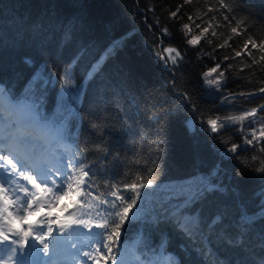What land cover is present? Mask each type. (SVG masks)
I'll return each mask as SVG.
<instances>
[{
    "label": "trees",
    "instance_id": "1",
    "mask_svg": "<svg viewBox=\"0 0 264 264\" xmlns=\"http://www.w3.org/2000/svg\"><path fill=\"white\" fill-rule=\"evenodd\" d=\"M224 2L231 12L221 8V0H0V84L15 99H23L29 80L46 69L53 84L41 98V110L51 117L58 111V77L69 62L77 61L81 91L74 107L72 99L65 101L75 114L66 115L69 151L63 153L67 157L77 147L87 149L101 193L108 191L105 181L130 182L137 173L148 175L146 169H157L151 175L159 187L142 209L144 219L121 241L142 237L144 246L159 255L162 232L166 233V254L176 257L178 264L264 261V218L259 215L264 179L253 171L264 160V153H259L264 139L257 136L259 143L233 154L227 149L231 143H244L251 118L217 133L208 131L206 124L208 119L223 121L264 105L259 91L264 88V50L259 48L264 40V0ZM225 15L235 17L231 24ZM237 21H244L239 35L231 31ZM249 37L257 48H245ZM194 38L199 42L189 44ZM110 44L113 48L97 66L98 73L86 78ZM167 48L180 52L175 64L167 59ZM217 65L207 79L219 77V88L206 84L204 76ZM257 116L264 117V112ZM260 125L253 123L252 128L258 131ZM209 179L217 190L194 202L191 211L205 221L223 214L232 225L228 235L206 229L202 237L189 239L171 225L151 222L174 190L187 192L189 186L194 189ZM245 215L254 223L240 228L238 221ZM237 231L242 235L236 236ZM230 236L235 243L229 242Z\"/></svg>",
    "mask_w": 264,
    "mask_h": 264
},
{
    "label": "snow or ice",
    "instance_id": "2",
    "mask_svg": "<svg viewBox=\"0 0 264 264\" xmlns=\"http://www.w3.org/2000/svg\"><path fill=\"white\" fill-rule=\"evenodd\" d=\"M220 6L232 11L224 0H221ZM176 14L172 12L171 16L175 17ZM234 19V16L232 20L224 16L229 24ZM241 23L244 21H237V27H232L231 31L239 35ZM183 27L189 26L185 24ZM164 31L166 33L167 29ZM198 42L199 38L188 41L189 44ZM248 44L252 48L258 47L256 40L251 37L245 41V48ZM259 48L264 50V40L260 41ZM164 52L169 54L167 59L173 64L181 55L174 48L164 49ZM236 55L241 53L236 52ZM76 62L75 59L69 62L58 77V111L51 117L41 110V98L49 85L53 84V77L46 69L37 72L29 80L23 99H15L11 90L0 84V264H178L176 257L166 254V245L170 244L166 233L162 232L163 250L159 255L157 250L144 246L142 237L131 245L121 241L122 235L127 239V232L134 223L144 219L142 209L159 187L157 178L151 175L157 169H146L148 175L137 173L130 182L109 184L105 181L104 187L108 191L101 193L97 192L100 185L95 179L97 173L92 171V165L87 162L86 148L77 147L67 157L56 152L55 146H60L64 152L69 151L65 144V119L66 115L75 113L73 108L65 107V101L72 99L74 107L80 96L81 89L76 82ZM100 62L91 65L95 71L90 70L86 78L98 73L97 65ZM25 63L30 61L25 60ZM217 68L219 65L204 73V76L206 84H214L219 88V77L207 79ZM223 75L220 72L219 76ZM259 91L264 93V88ZM258 111L264 112V105L244 111L239 116L227 117L219 124L217 119H208L207 130L217 133L251 118L247 125L252 129L249 134L251 138L245 135L242 145L231 143L227 149L233 154L238 149L247 150L254 141L260 142L256 129L252 128L253 123H261L259 137L264 139V117H258ZM91 127L96 129L98 125L93 123ZM243 127L241 124L242 130ZM259 153H264V147H260ZM252 159L258 160V156ZM259 164L253 171L264 179V160H259ZM215 190L214 183L198 185L194 189L189 186L187 192L183 188L174 190L169 194L163 209L154 213L155 219L151 222L157 226L171 225L181 236L189 239L202 237L206 229L217 234L223 231L228 235L232 225L227 224L223 214L205 221L202 215L191 211L194 202L206 198L208 193ZM73 196L77 199L72 207H78V212H69L68 205L61 206L59 203ZM53 209L68 212V215L62 218ZM259 215L264 218V205H261ZM30 217L38 219L31 220ZM253 223L252 217L245 215L238 221V226L243 228ZM235 235L240 236L242 233L237 231ZM229 242L235 243V240L230 236ZM130 248L139 251L133 252L131 258L127 259L126 253Z\"/></svg>",
    "mask_w": 264,
    "mask_h": 264
},
{
    "label": "rangeland",
    "instance_id": "3",
    "mask_svg": "<svg viewBox=\"0 0 264 264\" xmlns=\"http://www.w3.org/2000/svg\"><path fill=\"white\" fill-rule=\"evenodd\" d=\"M113 48V44H110L109 46H107L104 50H103V52H102V54L98 57V58H96L95 59V61L93 62V64H96L97 63V61H102L101 60V58L102 57H104L111 49ZM92 64V65H93ZM98 66V65H97ZM94 71L95 69H91V67H90V69H89V71ZM88 71V72H89ZM88 76V73H87V75H86V77ZM218 120V119H217ZM221 121H219L218 120V124L220 123ZM252 129L250 128L249 129V131H251ZM260 130H261V125L259 126V129H258V131H256L257 132V136H259V132H260ZM55 150H56V152L58 153V154H60V155H64V154H62L61 152H60V149H59V147L58 146H55ZM206 183H214L213 182V180L212 179H209V180H207V182ZM205 183V184H206ZM215 184V183H214ZM216 185V184H215ZM217 186V185H216ZM77 199V197H75V196H73V197H71V198H65V199H63V200H61L59 203H60V205L61 206H64V205H68L69 206V208H68V211L69 212H73V211H76V209L77 208H73L72 207V204H73V202L75 201ZM53 211H54V213H56V214H59V215H61V217L63 218L64 216H67L68 215V212H64V211H61L60 209H53ZM77 212V211H76ZM34 217H30V219H33ZM133 242H125V244H128V245H131ZM124 249H121V251H123ZM133 252H136V249H129V251L126 253V258L127 259H130L131 258V256H132V253ZM86 259V258H85Z\"/></svg>",
    "mask_w": 264,
    "mask_h": 264
},
{
    "label": "water",
    "instance_id": "4",
    "mask_svg": "<svg viewBox=\"0 0 264 264\" xmlns=\"http://www.w3.org/2000/svg\"><path fill=\"white\" fill-rule=\"evenodd\" d=\"M166 65H167V62H165L164 66H166ZM192 122H193V119L191 118V119L189 120L188 124L191 125ZM216 187H217V186H216ZM160 251H162V248H160Z\"/></svg>",
    "mask_w": 264,
    "mask_h": 264
},
{
    "label": "bare ground",
    "instance_id": "5",
    "mask_svg": "<svg viewBox=\"0 0 264 264\" xmlns=\"http://www.w3.org/2000/svg\"><path fill=\"white\" fill-rule=\"evenodd\" d=\"M10 211L12 210V209H9Z\"/></svg>",
    "mask_w": 264,
    "mask_h": 264
}]
</instances>
